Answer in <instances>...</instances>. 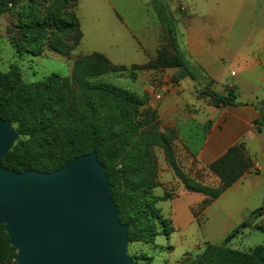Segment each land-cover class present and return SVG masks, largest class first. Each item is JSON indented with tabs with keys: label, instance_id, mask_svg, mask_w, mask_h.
<instances>
[{
	"label": "trees",
	"instance_id": "obj_1",
	"mask_svg": "<svg viewBox=\"0 0 264 264\" xmlns=\"http://www.w3.org/2000/svg\"><path fill=\"white\" fill-rule=\"evenodd\" d=\"M79 1L0 0V18L19 8L20 37L11 41L16 57L40 56L49 31L55 35L49 40L48 48L70 55L83 38L76 13ZM151 2L165 26L173 53L164 50L149 63L128 68L115 66L105 55L96 52L75 59L71 76L51 73L33 83L23 80L17 64L11 65L7 73L0 71V118L12 121L20 134L13 149L4 157L3 166L19 173L27 170L50 173L76 157L96 151L112 185L120 219L128 225L130 244H151L158 236L169 241L175 233L172 223L158 207L170 195L155 194L159 187L156 147L164 150L168 165L187 191L204 194L212 200L234 185L251 165L244 146H233L209 166L221 180L220 186L203 184L185 171L176 156V132L160 131L157 112L147 106V96L98 80L109 73H125L135 80L138 71L178 69L172 76L174 83L185 78L205 81L207 84L200 94L216 107L236 105L234 89H228L226 94L217 92L213 88L214 81L202 69L193 66L181 51L174 15L167 2ZM42 6L46 11H41ZM71 8L73 13H65ZM65 34L73 40H60ZM260 122L264 125V107L255 123ZM205 205L199 211L194 210L196 217ZM253 214L264 216V206ZM247 227L249 224L243 223L222 244H208L203 253L185 264H264V244L250 252L230 246L236 234ZM169 248L174 249L170 245ZM15 255L16 249L9 244L4 225H0V264H16ZM132 257L138 264L137 258Z\"/></svg>",
	"mask_w": 264,
	"mask_h": 264
},
{
	"label": "crops",
	"instance_id": "obj_2",
	"mask_svg": "<svg viewBox=\"0 0 264 264\" xmlns=\"http://www.w3.org/2000/svg\"><path fill=\"white\" fill-rule=\"evenodd\" d=\"M87 5L94 6L90 14L85 12ZM146 5L152 6V2ZM169 6L181 51L193 66L202 69L214 81L213 88L217 92L226 94L228 89H234L236 105L216 107L200 94L203 87L198 86L200 82L206 85L205 81L185 78L174 83L172 76L178 69L138 71L132 89L147 96V106L157 112L160 131L176 132V156L185 171L198 181L212 187L220 186L221 180L209 166L233 146L242 144L251 162L250 168L234 185L212 200L204 194L187 191L168 165L164 150L160 149L159 190L156 189L155 194L170 195L158 204L164 218L175 229L169 241L177 232H185L188 237L189 231L199 225L201 241L188 246L198 256L208 244H222L243 223L247 222L246 229L251 230L264 222V216L253 214L264 206V125L255 123L264 107V0H184L174 8ZM76 13L83 33L81 43L86 39L88 21L93 22V29L98 32L102 28L119 30L130 43L127 50L111 41L109 50L94 48L77 58L97 52L115 66L131 68L149 63L161 51L173 53L165 26L159 19L158 26L145 28L143 43L122 19L109 12L104 0H80ZM168 78L171 83L167 87L164 83ZM149 82L160 85L156 87L161 93L160 99L149 90L152 86L146 87ZM184 158L196 161L201 177L187 170ZM203 205L205 207L196 217L194 210L199 211ZM174 252L175 247L172 254ZM187 254L192 255L191 252Z\"/></svg>",
	"mask_w": 264,
	"mask_h": 264
},
{
	"label": "water",
	"instance_id": "obj_3",
	"mask_svg": "<svg viewBox=\"0 0 264 264\" xmlns=\"http://www.w3.org/2000/svg\"><path fill=\"white\" fill-rule=\"evenodd\" d=\"M20 134L0 118V225L16 264H137L96 151L50 172L7 169Z\"/></svg>",
	"mask_w": 264,
	"mask_h": 264
},
{
	"label": "rangeland",
	"instance_id": "obj_4",
	"mask_svg": "<svg viewBox=\"0 0 264 264\" xmlns=\"http://www.w3.org/2000/svg\"><path fill=\"white\" fill-rule=\"evenodd\" d=\"M104 1L107 3L109 12L114 17L122 19L131 33L135 34L143 43L145 42V39L143 38L145 28L149 25L156 27L159 24L158 18L155 16V9L153 5H146V3L151 0ZM181 1L184 0H165V2H167L168 5L170 4L172 8L176 7ZM18 9L19 8H16L12 12L3 15L0 18V71L7 73L10 70L11 65L17 64L21 69L23 80L27 83L39 82L51 73L59 74L62 77L71 76L74 61L77 58V55L80 56L85 52L94 50V48L104 47L109 50L111 41H116L115 43L120 46L119 48L129 49V38H124L119 30L114 28L109 30L102 28L100 32H98L93 29V22L88 21L86 39L84 43L82 42L83 44L81 43L70 55L65 56L48 48L49 40L55 35L52 31H49L48 38L46 40V47L40 56H24L23 58H17L11 41L12 39L20 37L17 26ZM41 11H46L44 10V6L41 7ZM92 11H94L93 5L85 6V12L87 14H90ZM66 12L68 14L73 13V9H67L65 13ZM59 39L68 42V40H73V37L65 34L61 35ZM52 41L54 42L56 39H53ZM131 79L132 78L125 73H109L98 78V80H103L137 93V91L132 89L134 88L133 86L135 82ZM167 80L168 81L164 84L168 87V84L171 83V78H168ZM151 86H154L155 88L157 86L160 87V85H155L154 82H149L146 87L149 89ZM172 86L170 88H172ZM204 86L205 85L200 82L198 87L201 88ZM170 88H168V90ZM138 90L141 92L142 88L139 87ZM149 90L154 93L151 88ZM160 149L162 148L156 147L154 150L158 167ZM184 162L188 171L196 172L198 176H202L201 172L199 173L196 161L184 158ZM256 228L257 229L251 230L243 229L242 233H240V231V234H236V237L230 243V246L234 249L250 252L256 246L264 244V222H261ZM184 233L177 232L170 241H168L164 236H158L155 242L151 244L142 242L133 244L129 243V255L136 257L138 264H185L188 260L194 259L196 256V251H191L188 246L191 242L199 243L202 239V233L199 225H195L189 231L188 237H185ZM241 235L245 236H243V239H238ZM220 240L222 239H219L218 242H221ZM183 243L186 244L183 245ZM169 244L175 247V252L173 254V250L169 248ZM186 252H191L194 256L188 254L186 255Z\"/></svg>",
	"mask_w": 264,
	"mask_h": 264
},
{
	"label": "built area",
	"instance_id": "obj_5",
	"mask_svg": "<svg viewBox=\"0 0 264 264\" xmlns=\"http://www.w3.org/2000/svg\"><path fill=\"white\" fill-rule=\"evenodd\" d=\"M151 89L155 92V97H156L157 99H160V98H161V93H160V91H158V89H156L154 86H152ZM5 264H7V263H5Z\"/></svg>",
	"mask_w": 264,
	"mask_h": 264
}]
</instances>
